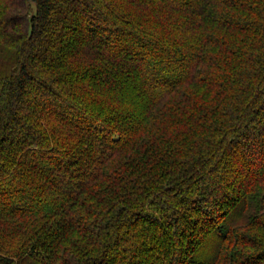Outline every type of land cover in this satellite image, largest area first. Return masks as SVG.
Masks as SVG:
<instances>
[{
  "label": "trees",
  "instance_id": "16d2710c",
  "mask_svg": "<svg viewBox=\"0 0 264 264\" xmlns=\"http://www.w3.org/2000/svg\"><path fill=\"white\" fill-rule=\"evenodd\" d=\"M0 264H264V0H0Z\"/></svg>",
  "mask_w": 264,
  "mask_h": 264
}]
</instances>
